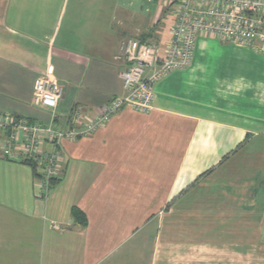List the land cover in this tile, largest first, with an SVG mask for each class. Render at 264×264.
<instances>
[{"label":"crops","instance_id":"obj_1","mask_svg":"<svg viewBox=\"0 0 264 264\" xmlns=\"http://www.w3.org/2000/svg\"><path fill=\"white\" fill-rule=\"evenodd\" d=\"M171 16L162 0H0V117L94 118L124 93L122 43L166 46ZM49 67L55 118L33 104ZM154 94L63 141L46 200L0 131V264H264V55L200 36Z\"/></svg>","mask_w":264,"mask_h":264},{"label":"built area","instance_id":"obj_2","mask_svg":"<svg viewBox=\"0 0 264 264\" xmlns=\"http://www.w3.org/2000/svg\"><path fill=\"white\" fill-rule=\"evenodd\" d=\"M174 18L166 46L151 39L122 43L118 59L125 62L120 73L123 95L106 104L100 114L87 119L76 108L66 125H44L13 116L0 117L3 132L2 157L11 161L32 162L35 167L36 196L46 200L60 174V145L90 137L103 129L123 108L148 112L153 108L154 87L164 76L187 68L200 36L251 47L264 55V0H162ZM63 97L62 85L51 77V67L35 85L33 104L55 111ZM51 146V150H47Z\"/></svg>","mask_w":264,"mask_h":264},{"label":"trees","instance_id":"obj_3","mask_svg":"<svg viewBox=\"0 0 264 264\" xmlns=\"http://www.w3.org/2000/svg\"><path fill=\"white\" fill-rule=\"evenodd\" d=\"M144 40H146V39H144ZM15 119H18V120H23V119H20V118H17V117H15ZM29 164H31V166L34 168V170H35V165L32 163V162H30ZM35 175H36V173H35ZM74 216L77 218V219H84V216H82L79 212H74ZM83 223H84V221H83Z\"/></svg>","mask_w":264,"mask_h":264},{"label":"rangeland","instance_id":"obj_4","mask_svg":"<svg viewBox=\"0 0 264 264\" xmlns=\"http://www.w3.org/2000/svg\"><path fill=\"white\" fill-rule=\"evenodd\" d=\"M171 14V13H170ZM172 17V19H174L173 18V16H171ZM168 19H166V21L165 22H168L169 21V17H167ZM163 19H165V17L163 18ZM173 26H174V21H173V25H171V31L170 32H172V30H173Z\"/></svg>","mask_w":264,"mask_h":264}]
</instances>
